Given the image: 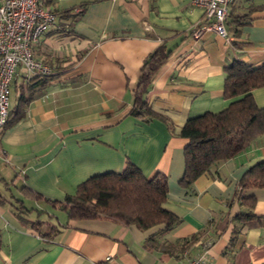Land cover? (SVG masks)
Returning a JSON list of instances; mask_svg holds the SVG:
<instances>
[{
    "label": "crops",
    "instance_id": "crops-1",
    "mask_svg": "<svg viewBox=\"0 0 264 264\" xmlns=\"http://www.w3.org/2000/svg\"><path fill=\"white\" fill-rule=\"evenodd\" d=\"M44 4L56 19L32 54L52 77L34 85V74L16 68L10 121L0 130V264H186L204 250L205 264H264V186L238 184L264 160V132L189 187L180 184L187 139L179 134L188 118L228 105L225 66L263 61L264 0L229 2L227 39L206 28L203 8L191 0ZM162 43L171 53L147 93L153 115H133L143 60ZM252 96L264 107V86ZM128 162L148 178L165 175L163 206L180 219L171 230L71 219L52 205L88 177ZM241 194L254 197L250 219L239 218Z\"/></svg>",
    "mask_w": 264,
    "mask_h": 264
},
{
    "label": "trees",
    "instance_id": "trees-1",
    "mask_svg": "<svg viewBox=\"0 0 264 264\" xmlns=\"http://www.w3.org/2000/svg\"><path fill=\"white\" fill-rule=\"evenodd\" d=\"M170 53L171 50L162 43L144 58L133 89V115L147 119L152 117L147 93L159 67ZM224 71L223 96L230 99L228 105L217 111H205L188 118L179 131L180 136L187 139L184 147V172L180 179L183 186L189 187L212 165L244 150L264 132V107L258 106L252 96L253 89L264 86V59L258 65L235 59L225 66ZM51 77V73L34 74L31 80L34 85L42 86ZM20 100L24 102L28 99L22 96ZM9 121L8 115L5 126ZM238 184L241 190L264 186V160L252 165ZM166 194L165 175L157 173L148 178L137 165L128 162L120 171L88 177L62 200H52V205L64 210L71 219L109 217L134 224L142 230L161 226V230L167 232L180 219L163 206ZM35 196L40 197L38 193ZM241 196L246 212L240 214L239 218L250 219L254 217L250 212L254 197ZM22 208L18 209L22 212ZM195 237L192 236L191 240ZM155 241L153 235L147 238L149 245H154Z\"/></svg>",
    "mask_w": 264,
    "mask_h": 264
},
{
    "label": "built area",
    "instance_id": "built-area-1",
    "mask_svg": "<svg viewBox=\"0 0 264 264\" xmlns=\"http://www.w3.org/2000/svg\"><path fill=\"white\" fill-rule=\"evenodd\" d=\"M231 1L191 0V3L203 8L206 28L227 39L225 21ZM55 19V13L44 0H0V130L8 120L10 84L16 68L22 67L32 74L51 72L49 66L34 58L32 48ZM204 253L205 250L186 264H205Z\"/></svg>",
    "mask_w": 264,
    "mask_h": 264
},
{
    "label": "rangeland",
    "instance_id": "rangeland-1",
    "mask_svg": "<svg viewBox=\"0 0 264 264\" xmlns=\"http://www.w3.org/2000/svg\"><path fill=\"white\" fill-rule=\"evenodd\" d=\"M11 97H12V93H11ZM59 214L63 215V212L61 211H57Z\"/></svg>",
    "mask_w": 264,
    "mask_h": 264
}]
</instances>
